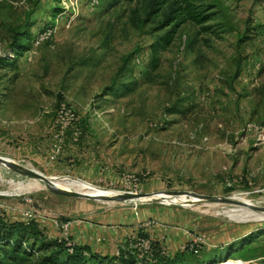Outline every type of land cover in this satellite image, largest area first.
Masks as SVG:
<instances>
[{"label": "rangeland", "instance_id": "rangeland-1", "mask_svg": "<svg viewBox=\"0 0 264 264\" xmlns=\"http://www.w3.org/2000/svg\"><path fill=\"white\" fill-rule=\"evenodd\" d=\"M183 1L211 8L212 29L188 23L153 56ZM0 158L58 184L0 165V211L33 212L52 236L102 226L94 250L116 254L144 230L172 254L198 240L202 260L250 234L211 264H264V0H0ZM128 177L194 200L165 197L128 238L144 206L104 198L135 192Z\"/></svg>", "mask_w": 264, "mask_h": 264}, {"label": "trees", "instance_id": "trees-1", "mask_svg": "<svg viewBox=\"0 0 264 264\" xmlns=\"http://www.w3.org/2000/svg\"><path fill=\"white\" fill-rule=\"evenodd\" d=\"M177 3L175 2L173 9L165 17L164 26H173V30L161 39L160 43L152 46L153 56H156L161 49L167 48L172 36L188 23L202 27L203 32L212 29L211 25L206 26L217 16L209 14L211 8L200 12L199 8L187 1H183L181 5ZM25 51V48H21L17 53L21 55ZM135 238L138 240L129 239L125 249H120L116 255L104 256L94 252L89 246L73 242L70 238L68 241L64 240V233L61 236H52L36 218L27 220L21 214L11 218L7 213L0 211V264H211L221 257L223 250L229 252L231 250L233 251L231 254L235 253L236 243L251 236L248 234L239 237L240 241L231 243L226 248L212 249L202 260H197L203 253L202 247L198 253H195L188 245L183 251L171 254L164 253L163 245L159 241H154L151 252L140 258L134 243L148 239L149 235L146 231L139 230ZM257 258H243V260L252 261Z\"/></svg>", "mask_w": 264, "mask_h": 264}, {"label": "water", "instance_id": "water-1", "mask_svg": "<svg viewBox=\"0 0 264 264\" xmlns=\"http://www.w3.org/2000/svg\"><path fill=\"white\" fill-rule=\"evenodd\" d=\"M0 162L7 164L16 173L21 174L23 176H26L28 178L43 181V182H51L52 180H54V179L49 178V177L39 176V175L33 173L32 171H30V170H28L22 166L12 164L10 161L5 160L3 158H0ZM108 195L109 196H105L104 198L112 200V201L127 202L128 204L133 205L135 208H138L139 206H145V205L152 206V205H156V204H164L166 202V199H167V198H165V196L186 195V193L161 192V193H150V194H126L124 196L123 195L117 196V195H112V194H108ZM76 197L85 198L84 196H80V195H76ZM197 198H201V197L197 196ZM221 201L224 204L238 205V206H242L245 208L257 210V209H255L252 206L247 205V204H242V203L234 202L231 200H221Z\"/></svg>", "mask_w": 264, "mask_h": 264}, {"label": "built area", "instance_id": "built-area-1", "mask_svg": "<svg viewBox=\"0 0 264 264\" xmlns=\"http://www.w3.org/2000/svg\"><path fill=\"white\" fill-rule=\"evenodd\" d=\"M59 119H62L65 117H68L69 119L68 122L66 124H63V122H60V120L57 121V126L58 128H60L59 130V133L56 135V139L59 140V142H61L65 136V132L66 130L68 129V126L71 125V123L74 121V116L70 114V112H68V110H66V108H63L60 112V115H59ZM129 178V182L130 184L134 187L135 189V192H131L132 194H138L137 193V190L139 187H140V179H137V178H134V177H128ZM21 216L24 218V219H27V220H31V219H35L36 216L33 212H30V211H25V212H21L20 213ZM145 225L143 224L141 227H144ZM63 229V232H64V240L68 241V234L66 233L65 230L68 229V226L67 225H62L61 227ZM154 242L153 238H151L149 236L148 239H144V240H140V247H142V249H144V255H147L151 252V248H152V243ZM200 243L198 240H195L191 243L190 245V249L192 251H194L195 253H198L199 249L201 248L200 247ZM164 250V253H167V250L165 248H163ZM144 255L140 256V258H143Z\"/></svg>", "mask_w": 264, "mask_h": 264}, {"label": "crops", "instance_id": "crops-1", "mask_svg": "<svg viewBox=\"0 0 264 264\" xmlns=\"http://www.w3.org/2000/svg\"><path fill=\"white\" fill-rule=\"evenodd\" d=\"M139 208V207H138ZM156 207L155 206H144V208H139L138 209V211H139V217L140 218H138V219H134L136 222H133L132 224H130V226H129V228L128 229H126L127 231H128V234H129V237L128 238H130V236H132V235H134V233L137 231V229H136V225L137 224H139V223H143V222H145V221H148L149 219H151V218H153V216L152 215H154V213L155 212H153V211H155V210H153V209H155ZM148 215V216H147ZM133 225H135V226H132ZM62 226V225H61ZM104 228H102V226H99L98 228H96V229H94L93 230V232L95 233V235L94 234H92L91 236L90 235H85V237L87 236L88 238L85 240L86 242H84V243H78V238H76V237H74L73 238V242H76V243H78V244H80V245H84V246H89V247H91L92 249H93V251L94 252H96V253H99V254H102V255H104V256H108V255H110V256H112V255H116V254H111V253H101L100 251H96V250H94V247H96V246H98L102 241H105V237L104 236H102L103 234H105V230H103ZM63 230V229H62ZM92 232V233H93ZM110 233V232H109ZM113 232H111L110 234H112ZM125 233H127V232H125ZM129 240V239H128ZM128 240L126 241V242H128ZM189 240L191 241V238H189ZM89 241V242H88ZM117 241H119V239H118V237H114L113 239H111V242L112 243H116ZM162 244V243H161ZM120 249H125V247H120L119 248V250ZM118 250V251H119ZM172 254V253H171ZM174 254V253H173Z\"/></svg>", "mask_w": 264, "mask_h": 264}, {"label": "bare ground", "instance_id": "bare-ground-1", "mask_svg": "<svg viewBox=\"0 0 264 264\" xmlns=\"http://www.w3.org/2000/svg\"><path fill=\"white\" fill-rule=\"evenodd\" d=\"M0 165H3L6 168H9L12 171H14L10 166H8L5 163L0 162ZM34 173H36V172H34ZM47 184L53 188H56V189L58 188V186H57L58 184L56 185L55 182H47ZM69 186L71 188H74L75 190H77V192L83 193V194H75V195H80V196H84V197H89L88 195L97 196L96 195L97 193L94 192L95 189H93L92 187H90L86 184H82L80 182L73 181V182L69 183ZM165 197H169V199H171L173 202H176V203H189L190 204L194 200V197H192V195H190V196H188V195H169V196H165ZM207 200H212L214 203L224 204L221 201V199H218V198H211V199H207Z\"/></svg>", "mask_w": 264, "mask_h": 264}]
</instances>
